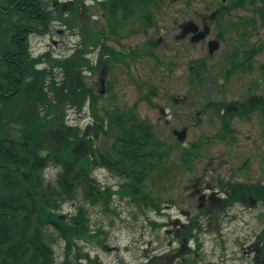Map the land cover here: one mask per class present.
Listing matches in <instances>:
<instances>
[{
	"label": "trees",
	"instance_id": "1",
	"mask_svg": "<svg viewBox=\"0 0 264 264\" xmlns=\"http://www.w3.org/2000/svg\"><path fill=\"white\" fill-rule=\"evenodd\" d=\"M97 6L102 19L95 28L90 18L83 16L88 8L85 0H0V264H57L54 245L58 238L66 245L61 264H103L79 245L80 241H96L108 248L102 240L104 230L91 228L85 205L108 209L116 193L129 194L161 212L162 195L149 190L147 179L165 171L170 145L139 114L137 104L103 107L101 113L99 97L103 95L88 84L83 74L85 69H106L107 63L114 61L128 64L133 54L124 55L125 51L117 50L108 41L120 42L126 26H132L133 32L154 26L162 11L161 0H97ZM250 7L252 17L238 21L224 18L235 9ZM256 18L264 22V0H220L211 21L225 19L218 36L225 39L228 32L255 23ZM55 21L69 30L79 29L82 48L76 55L32 53L30 36L48 34ZM157 42L158 39L149 38L132 53L158 58L154 52ZM122 48L125 50L126 46ZM92 49L99 50L96 64L85 57V52ZM258 51L253 46L249 53L232 52L224 77L250 68ZM57 70L62 73L60 78ZM206 72L204 59L199 60L193 68L192 84L201 85ZM154 91L142 98L158 107L151 97ZM250 97L255 101H249L247 95L229 103H207L205 107H214L222 121L216 136L228 139L233 135L230 117L221 115L224 110L244 117L255 103V110L264 118V96ZM66 105L77 106L78 110L88 107L94 120L85 128L69 124L64 113ZM193 146L198 147L194 143ZM183 147L187 156L198 154L186 145ZM52 166L59 169L53 179L46 175L47 168ZM98 167L124 177L126 182L121 189L116 191L102 184L94 175ZM220 185L224 195L220 199L222 207L218 203L213 206H219V213L235 202H264V184L260 181ZM75 200L82 201L77 211L65 213L64 204ZM200 229L192 219L179 228L175 236L177 247L163 255H147L141 264H173L167 259L171 253L172 261L194 262L195 256L182 249ZM258 235L262 243L258 247L264 253V228Z\"/></svg>",
	"mask_w": 264,
	"mask_h": 264
},
{
	"label": "rangeland",
	"instance_id": "2",
	"mask_svg": "<svg viewBox=\"0 0 264 264\" xmlns=\"http://www.w3.org/2000/svg\"><path fill=\"white\" fill-rule=\"evenodd\" d=\"M85 2L88 8L83 16L89 17L91 26L97 28L102 19L97 0ZM161 6L154 26L136 32L132 26H126L120 42L108 41L126 55L149 38L159 39L154 47L158 58L133 53L128 64L114 61L107 63L104 72L101 66L94 71H83L86 81L97 93L105 78L106 91L99 97L101 113L103 107L113 109L137 104L139 114L149 120L157 135L170 145V160L165 171L147 179L149 190L162 195L161 212L126 193L114 194L108 209L86 204L91 228L104 230L102 240L108 248L96 241H80V248L103 264H141L147 255H163L177 247L175 236L179 228L194 219L201 229L182 249L195 256L196 260L190 264H261L264 253L258 247L262 244L258 233L264 228V202H235L223 207L220 213L218 208L224 196L220 184L227 186L228 182L235 181L264 184V118L255 110V103L244 117L224 111L222 114L230 117L233 135L228 138L231 140L223 139L216 136L223 126L221 118L214 107L205 106L213 100L229 103L248 95L249 101H255L251 94L264 96V22L256 18L255 23L231 30L221 40L220 48L210 54L207 40L221 33L225 19L211 22L212 30L207 39L196 44L189 39H177L176 34L185 20L201 24L204 16L211 18L220 0H161ZM241 17H252L251 7L235 9L224 18L238 21ZM30 43L34 55L50 52L55 57H68L82 48L79 29L69 30L57 21L48 34H32ZM253 46L259 51L253 55L251 67L226 79L224 74L231 53L238 50L249 53ZM241 56L244 57V53ZM85 57L96 64L99 50L86 51ZM204 58L207 72L202 84H192L193 68ZM57 71L60 78L62 73ZM153 89L154 93L150 94L158 107L141 98ZM78 109L66 105L67 122L85 128L92 121L91 111L88 107L83 111ZM184 128L186 136L178 143L176 132ZM183 145L198 154L187 156ZM58 170L53 166L47 168L46 175L53 179ZM94 175L116 191L126 182L124 177L103 167L95 169ZM203 194H206L205 199H201ZM80 203L79 200L66 202L63 211L74 213ZM217 203L219 206L214 209ZM54 246L57 264H61L65 241L58 238ZM172 258L171 253L167 259L180 264Z\"/></svg>",
	"mask_w": 264,
	"mask_h": 264
},
{
	"label": "water",
	"instance_id": "3",
	"mask_svg": "<svg viewBox=\"0 0 264 264\" xmlns=\"http://www.w3.org/2000/svg\"><path fill=\"white\" fill-rule=\"evenodd\" d=\"M214 15H212V18ZM204 26L202 29H200V26L192 19L186 20L181 24L182 31L180 34L177 35V38L185 37L189 33H193V36L191 37L192 42H198L204 38L210 33L211 26L209 25L207 18H204ZM209 45V52L214 53L219 47L220 42L218 39H211L208 43ZM103 84V88L101 92H105V79L103 78L101 80ZM179 138L183 139L186 136V129L178 132ZM202 198H205V195L202 196Z\"/></svg>",
	"mask_w": 264,
	"mask_h": 264
},
{
	"label": "flooded vegetation",
	"instance_id": "4",
	"mask_svg": "<svg viewBox=\"0 0 264 264\" xmlns=\"http://www.w3.org/2000/svg\"><path fill=\"white\" fill-rule=\"evenodd\" d=\"M202 24H203V23L201 22L200 25H202ZM201 27H202V26H201ZM179 28H180V25H179ZM180 31H181V28H180ZM180 31H179V32H180ZM192 35H193V34L190 33V34H188L186 37L181 38V39H189V40L191 41V36H192ZM218 35H219V34H218ZM218 35H217L215 38H218ZM203 40H205V39H203ZM203 40H202V41H203ZM208 40H210V38H209ZM208 40H207V42H208ZM220 41H221V40H220ZM200 42H201V41H200ZM142 43H143V42H142ZM157 43H159V39H158V42H157ZM197 43H199V42H197ZM195 44H196V43H195ZM142 46H143V45L140 44L138 47L141 48ZM135 49H136V48H135ZM135 49H131V51H134ZM204 62H206V59H205V58H204ZM260 96H261V95H260ZM224 111H225L226 113H228L226 110H224ZM224 111H223V112H224ZM223 112H222V113H223ZM222 113H221V115H223Z\"/></svg>",
	"mask_w": 264,
	"mask_h": 264
}]
</instances>
